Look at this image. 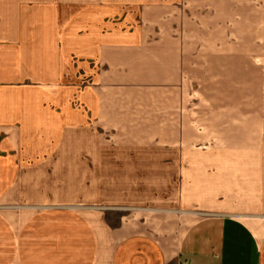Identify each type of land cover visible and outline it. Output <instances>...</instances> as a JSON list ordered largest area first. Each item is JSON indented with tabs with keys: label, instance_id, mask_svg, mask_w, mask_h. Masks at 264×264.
<instances>
[{
	"label": "crops",
	"instance_id": "obj_1",
	"mask_svg": "<svg viewBox=\"0 0 264 264\" xmlns=\"http://www.w3.org/2000/svg\"><path fill=\"white\" fill-rule=\"evenodd\" d=\"M0 264H264V0H0Z\"/></svg>",
	"mask_w": 264,
	"mask_h": 264
},
{
	"label": "rangeland",
	"instance_id": "obj_2",
	"mask_svg": "<svg viewBox=\"0 0 264 264\" xmlns=\"http://www.w3.org/2000/svg\"><path fill=\"white\" fill-rule=\"evenodd\" d=\"M194 83V85H198L199 82L198 81H192ZM160 216L162 215H158L156 213H150V212H138V211H113V212H109L107 213L106 219L108 220V222L112 225H117V223H119V219L122 217H125V221L126 222H133L138 224L139 226H143L145 228L149 230L152 229L151 226L148 225V223L151 221V219H156V218H160ZM187 218H189L191 220V217H182V216H177V220L178 223L182 224L188 220ZM195 218V217H192ZM146 219V220H144ZM196 219V218H195ZM146 221V222H144ZM189 221V220H188ZM187 221V222H188ZM184 225V224H183ZM183 225H178L177 230L178 233L177 234H181L182 230H184L187 227H183Z\"/></svg>",
	"mask_w": 264,
	"mask_h": 264
}]
</instances>
